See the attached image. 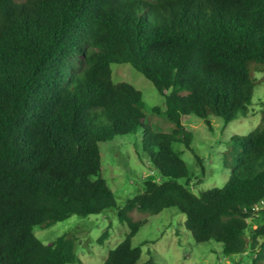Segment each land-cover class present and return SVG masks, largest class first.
Listing matches in <instances>:
<instances>
[{"label": "trees", "instance_id": "16d2710c", "mask_svg": "<svg viewBox=\"0 0 264 264\" xmlns=\"http://www.w3.org/2000/svg\"><path fill=\"white\" fill-rule=\"evenodd\" d=\"M123 62L165 96L173 131L156 130L142 91L113 78L112 64ZM260 72L264 0H0V264L82 262L75 237L45 243L34 228L118 207L101 144L141 130L162 177L118 208L130 231L103 264H155L133 243L149 218L133 212L167 208L186 214L198 242L264 264V107L257 127L229 138L223 186L195 191L174 146L194 151L184 116L213 129V115H251Z\"/></svg>", "mask_w": 264, "mask_h": 264}, {"label": "rangeland", "instance_id": "374dc122", "mask_svg": "<svg viewBox=\"0 0 264 264\" xmlns=\"http://www.w3.org/2000/svg\"><path fill=\"white\" fill-rule=\"evenodd\" d=\"M112 71L116 81L131 82L142 91L146 101L147 122L158 131L174 130L176 124L164 112L166 98L150 79L128 62L113 63ZM258 76L263 81L256 88L251 115L228 123L222 116L213 115V129L195 114L184 116L183 121L191 134L194 151L182 141L175 142L174 146L182 152L193 177L195 191L223 186L228 181L232 167L226 164L224 152L229 138L234 134L246 135L261 123L264 72L258 73ZM156 106L161 107L163 112L154 111ZM142 137L141 130L136 134L115 135L101 144L103 172L116 195L118 207L88 216L74 214L49 227L34 228L45 243H51L64 234L77 239L76 249L82 262L69 264H103L109 251L123 241L130 231L129 224L121 221L118 208L142 190L145 179H161V173L151 166L148 154L142 150ZM133 214L136 219L149 218L133 238V243L143 249L142 261L153 257L155 264H235L237 259L240 264H252L251 252L229 255L224 252L222 242L214 239L198 242L186 227V214L176 208L164 209L159 214L138 210ZM106 230L110 234L101 242L100 237Z\"/></svg>", "mask_w": 264, "mask_h": 264}, {"label": "built area", "instance_id": "2783aa9c", "mask_svg": "<svg viewBox=\"0 0 264 264\" xmlns=\"http://www.w3.org/2000/svg\"><path fill=\"white\" fill-rule=\"evenodd\" d=\"M264 203V202H263ZM260 208V206L259 205H256V209H259Z\"/></svg>", "mask_w": 264, "mask_h": 264}]
</instances>
